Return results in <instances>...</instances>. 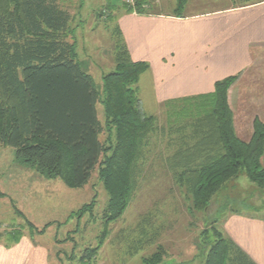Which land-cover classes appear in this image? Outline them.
<instances>
[{
    "label": "trees",
    "instance_id": "16d2710c",
    "mask_svg": "<svg viewBox=\"0 0 264 264\" xmlns=\"http://www.w3.org/2000/svg\"><path fill=\"white\" fill-rule=\"evenodd\" d=\"M186 2L176 0V12ZM136 7L142 12L141 3ZM71 21L58 0H0V145L12 148L20 165L69 188L86 186L97 171L108 196L102 213L108 225L130 204L149 139L157 131V117L145 112L137 96V84L149 66L131 60L116 25L114 70L102 77L100 97L93 79L76 61L75 45L69 41ZM236 79L237 75L216 82L211 94L163 105L164 112H198L185 119L182 131H189L167 165L188 196L191 212L206 213L214 197L239 175L264 193V121L253 120L248 141L237 136L227 99ZM98 102L104 122L98 118ZM94 204L93 200L77 212L82 215ZM222 207L217 205L200 232L203 264H256L219 227ZM234 213L239 212L232 208L230 214ZM19 235L11 233L7 241L18 242ZM95 250L86 251L88 257ZM161 259L157 252L143 264H159Z\"/></svg>",
    "mask_w": 264,
    "mask_h": 264
},
{
    "label": "rangeland",
    "instance_id": "374dc122",
    "mask_svg": "<svg viewBox=\"0 0 264 264\" xmlns=\"http://www.w3.org/2000/svg\"><path fill=\"white\" fill-rule=\"evenodd\" d=\"M141 1L146 0H58L61 8L72 16L69 41L75 45L76 61L80 69L91 76L100 97L102 77L114 70L116 12L129 8L136 12V4ZM147 2L152 11L183 15L229 5L225 0H187L188 4L176 12L173 11L176 0ZM256 53L252 68L237 75L230 86L234 85L231 98L240 124L246 123L245 109L250 107L260 110L262 120L264 118V49ZM137 86V96L145 112L157 117L158 127L149 139L136 190L122 217L108 225L103 222L108 196L97 179V171L86 186L69 188L59 179L47 180L20 165L14 150L0 145L1 242H6L11 233H20V238L25 236L32 243L37 258L45 251L47 264H143L157 252L162 253L159 264H203L200 232L206 227V218L214 216L217 205L223 204L219 213L222 231L232 208L264 218V193L244 175L229 182L214 197L206 213L189 210L190 200L184 189L174 182L167 165L181 144L180 138L189 131L185 128L183 133L182 126L198 112L177 114L172 109L164 112L163 107L157 111L147 96L146 79L141 78ZM97 112L99 120L104 122L100 102ZM246 131L245 125L239 126L238 135H246ZM105 137L103 135L102 140ZM260 162L264 166V153ZM93 200V209L82 215L77 212ZM92 249L96 250L88 257L87 252Z\"/></svg>",
    "mask_w": 264,
    "mask_h": 264
},
{
    "label": "crops",
    "instance_id": "0c3cea01",
    "mask_svg": "<svg viewBox=\"0 0 264 264\" xmlns=\"http://www.w3.org/2000/svg\"><path fill=\"white\" fill-rule=\"evenodd\" d=\"M225 1L229 5L223 8L187 15L152 11L147 0L141 1L140 13L116 12V25L131 60L149 66L141 78L146 79L153 109L159 111L172 100L211 94L216 82L252 68L256 51L264 49V0ZM233 90L234 85L227 99L234 129L241 140L248 141L253 120L264 118L260 110L250 107L245 109L246 123H238ZM243 125L247 133L240 136L238 128ZM223 231L256 264H264V218L230 214ZM31 244L25 236L16 243L0 241V264H47L45 251L37 258Z\"/></svg>",
    "mask_w": 264,
    "mask_h": 264
},
{
    "label": "built area",
    "instance_id": "2783aa9c",
    "mask_svg": "<svg viewBox=\"0 0 264 264\" xmlns=\"http://www.w3.org/2000/svg\"><path fill=\"white\" fill-rule=\"evenodd\" d=\"M125 1L129 2V0H125Z\"/></svg>",
    "mask_w": 264,
    "mask_h": 264
}]
</instances>
